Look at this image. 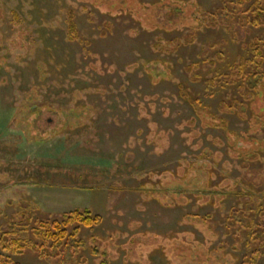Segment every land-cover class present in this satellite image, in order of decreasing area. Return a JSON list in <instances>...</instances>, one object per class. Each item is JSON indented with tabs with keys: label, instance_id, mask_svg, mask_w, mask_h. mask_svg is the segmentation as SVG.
I'll list each match as a JSON object with an SVG mask.
<instances>
[{
	"label": "rangeland",
	"instance_id": "1",
	"mask_svg": "<svg viewBox=\"0 0 264 264\" xmlns=\"http://www.w3.org/2000/svg\"><path fill=\"white\" fill-rule=\"evenodd\" d=\"M221 7L0 0V229L28 205L49 220L88 208L103 221L83 228L76 264H243L253 251L249 233H227V225L233 215L247 224L234 212L246 201L264 206V92L240 114L221 111L222 100L239 94L206 79L249 58L248 43L264 29L204 27L192 44L173 42ZM68 9L78 41L67 37ZM191 63L200 64L198 80L186 70ZM182 85L230 130L207 110L198 116ZM15 258L59 264L32 250Z\"/></svg>",
	"mask_w": 264,
	"mask_h": 264
},
{
	"label": "trees",
	"instance_id": "2",
	"mask_svg": "<svg viewBox=\"0 0 264 264\" xmlns=\"http://www.w3.org/2000/svg\"><path fill=\"white\" fill-rule=\"evenodd\" d=\"M220 1L221 8L204 12L203 20L195 17L190 32L180 38H175L173 42L178 41L179 45L192 44L197 38L198 32L204 27H223L233 35H238L241 30H244L248 35L251 28L264 29V0ZM66 23L68 39L70 41L80 40L75 10H67ZM181 38L184 39L183 42H181ZM248 46L252 50L249 58L239 63L230 64L227 70L218 71V74L206 79L207 86L210 88L226 92L235 90L239 94V97L231 96L222 100L219 106L221 111L228 108L229 111L240 114L241 108L245 104L250 106L252 100L260 92H264V38H253ZM210 64L215 66L217 63L210 61ZM199 67L200 64L191 63L187 65L186 70L196 74L195 70ZM197 76V74L194 76L195 80H198ZM180 91L181 96L189 101L198 116L200 109L207 110L214 125L220 126L224 130H230L227 119L218 117L209 108L203 107L199 97L193 96L188 88L182 85ZM58 108H68V106H59ZM251 114H254L253 110H251ZM250 158H258V152L248 157V159ZM249 195V199L252 200L253 195ZM243 197L245 198V195ZM250 202L246 201L247 206L244 208L234 209L236 214L246 217L247 224L242 221L241 223L233 215L227 225V233L231 232L234 226H239V229L249 233L247 245L253 251L244 258L243 264H257L264 254V206L260 203L256 205ZM28 207L22 212L21 219L10 221L6 228L0 229V250L2 251L0 264H24L18 261L15 255H22L28 250L34 251L41 258L51 262L58 260L59 264H76L77 254L82 251L83 245L85 247V241L81 238L83 228L92 229L103 221L102 216L94 214L88 208H76L63 213L61 219L49 220L37 217L31 205ZM247 212L251 215L248 216ZM253 215H258L259 221H255ZM86 261L87 259L84 258V263ZM81 262H83L82 259Z\"/></svg>",
	"mask_w": 264,
	"mask_h": 264
}]
</instances>
